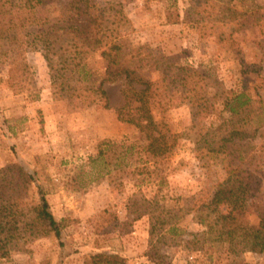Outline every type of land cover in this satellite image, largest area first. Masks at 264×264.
<instances>
[{
  "label": "rangeland",
  "instance_id": "obj_1",
  "mask_svg": "<svg viewBox=\"0 0 264 264\" xmlns=\"http://www.w3.org/2000/svg\"><path fill=\"white\" fill-rule=\"evenodd\" d=\"M213 1H222L216 8L219 14L226 11L227 4L232 12L226 19H216V24L202 22L200 26L166 23L168 13L176 12L180 18L184 15L188 0H89V4L98 8L121 5L130 21L129 36L135 46L146 45L154 55L177 56L175 63L198 70L206 79L208 113L199 123H192L185 105H177L164 115V129L171 140L168 155L159 160L166 181L158 192L159 201L206 213L219 183L229 177L248 183L258 180V191L218 206L221 211L239 208L240 221L254 225L258 211L264 210L260 190L264 189V94L260 88L264 78V0ZM64 5L59 1L52 9L64 12ZM214 28L216 36L205 35ZM26 58L39 93L37 101H31L27 92L14 93L6 71L0 68V168L20 162L32 171L46 194L51 214L57 221L67 222L60 240L53 235L38 239L20 251H11L0 264H84L97 253L119 254L126 259L125 264H153L144 256L148 219L126 218L125 204L136 188L151 198L157 187L148 181L136 187V180L145 177L132 176L133 168L124 171L115 165L102 168L90 163L104 140L143 143L134 125L117 119L114 108L121 105L120 84L104 86L110 109L56 101L40 53L30 52ZM87 64L97 77L102 76L104 62L98 54ZM155 78L152 72L146 76L148 80ZM219 86L234 92L247 89L255 102L254 119L261 120L258 137L250 147L254 158L248 156L243 163L235 157L207 154L205 141L216 143L221 136L216 135V126L224 116L219 112ZM247 145L241 143L243 150ZM116 152L119 149L110 158ZM106 153L103 151V155ZM180 224L190 233L205 230L196 223L193 213L185 215ZM185 240L163 248V264H264V251L234 256L217 243L193 251Z\"/></svg>",
  "mask_w": 264,
  "mask_h": 264
},
{
  "label": "trees",
  "instance_id": "obj_2",
  "mask_svg": "<svg viewBox=\"0 0 264 264\" xmlns=\"http://www.w3.org/2000/svg\"><path fill=\"white\" fill-rule=\"evenodd\" d=\"M59 1L65 3L64 12L57 13L52 7ZM188 3L181 18L176 12L168 13L166 23L216 24V19H226L227 13L232 12L227 4L226 11L219 14L216 8L221 3L213 0H188ZM131 31L121 5L98 8L91 6L89 0H0V68L6 71L14 93L27 92L31 101L39 100V93L26 58L30 52L40 53L44 60L53 100L85 108L110 109L104 86L120 84L121 105L114 108L117 119L134 125L143 136V143L116 144L104 140L98 144V154L90 163L102 168L115 165L124 171L133 168L132 176L145 177L136 180V187L141 186V181L157 187L151 198L136 188L125 204L126 218L148 219L144 254L148 261L163 264V248L177 246L184 237L193 251L203 250L207 243H217L234 256L263 252L264 210L258 211L257 224L250 225L240 221L239 208L218 209L228 199L258 191V180L248 183L243 178L232 181L229 177L219 183L206 213L202 209L192 212L184 206L159 201L158 192L166 182L159 160L168 155L171 140L168 130L164 129V115L177 105H185L190 110L192 123H199L208 113L207 82L198 70L175 63L177 56L154 55L146 45L135 46L129 36ZM212 31L205 35L216 36V28ZM95 54L104 62L100 77L87 64ZM150 72L156 75L154 80L146 79ZM260 88L264 94V78ZM216 94L219 112L224 116L216 126V135L221 134L216 143L205 141L207 154L216 158L235 157L241 163L248 156L253 159L255 152L250 147L258 137L261 120L254 119L252 94L245 88L234 92L221 86L216 88ZM242 142L248 144L247 150H243ZM118 149L119 153L110 158ZM103 151L108 153L103 155ZM260 190L264 196V189ZM190 213L205 228L203 232L190 233L182 228L180 222ZM66 222V219L57 221L51 214L46 194L32 171L20 162L0 168V259L49 235L60 240ZM125 263L126 259L119 254L97 253L89 256L84 264Z\"/></svg>",
  "mask_w": 264,
  "mask_h": 264
}]
</instances>
